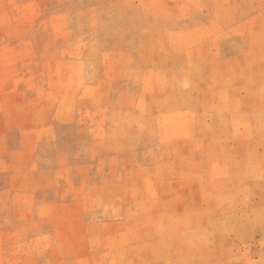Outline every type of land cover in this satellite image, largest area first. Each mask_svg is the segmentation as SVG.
Here are the masks:
<instances>
[{"label":"rangeland","instance_id":"1","mask_svg":"<svg viewBox=\"0 0 264 264\" xmlns=\"http://www.w3.org/2000/svg\"><path fill=\"white\" fill-rule=\"evenodd\" d=\"M0 264H264V0H0Z\"/></svg>","mask_w":264,"mask_h":264}]
</instances>
